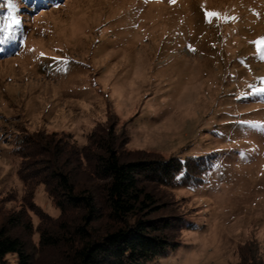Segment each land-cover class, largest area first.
Segmentation results:
<instances>
[{"label": "rangeland", "instance_id": "374dc122", "mask_svg": "<svg viewBox=\"0 0 264 264\" xmlns=\"http://www.w3.org/2000/svg\"><path fill=\"white\" fill-rule=\"evenodd\" d=\"M25 22L0 59V226L29 222L12 233L34 264H60L61 247L39 245L59 212L31 188L23 139L68 134L84 148L107 126L126 160L214 159L196 188L147 180L159 210L143 219L181 218L156 264H264V0H63Z\"/></svg>", "mask_w": 264, "mask_h": 264}, {"label": "trees", "instance_id": "16d2710c", "mask_svg": "<svg viewBox=\"0 0 264 264\" xmlns=\"http://www.w3.org/2000/svg\"><path fill=\"white\" fill-rule=\"evenodd\" d=\"M62 1L16 0L20 23L10 30L14 38L0 43V59L17 52L27 16L59 6ZM5 2L0 0V28L8 23L4 19ZM3 37L0 34V39ZM56 135L27 136L19 147L23 152L19 157L32 159L31 166H36L30 171L34 172L31 188L42 185L59 212L57 217H47L50 224L40 232L41 248L61 247L60 264H156L174 251L176 245L169 231L180 230L181 218L168 216L169 220L161 224L143 219L159 210L147 180L169 188H196L213 169L212 155L184 160L176 156L168 165L149 159L126 160L118 142L120 137L112 127L93 131L84 148H79L68 134ZM43 161L45 170L38 168ZM79 174L84 178L81 181ZM20 177L24 179L21 174ZM71 211L81 213L77 224L68 222ZM103 219L107 225L101 230L94 228ZM8 224L11 225L0 226V264H34L35 253L12 233L20 224L25 231L31 225L22 216L9 219ZM245 260L244 264H261L253 256Z\"/></svg>", "mask_w": 264, "mask_h": 264}, {"label": "snow or ice", "instance_id": "6c2138e0", "mask_svg": "<svg viewBox=\"0 0 264 264\" xmlns=\"http://www.w3.org/2000/svg\"><path fill=\"white\" fill-rule=\"evenodd\" d=\"M175 2V0H173ZM4 7L7 9V14L4 16V19L8 21V23L0 28V34H4L3 39H0V43H4L5 40L13 39L14 36L11 34L10 30L13 26L18 25L20 23L19 19L16 17V12L19 10L16 0H6ZM209 16L214 15L213 13H209ZM44 54L41 53V56Z\"/></svg>", "mask_w": 264, "mask_h": 264}]
</instances>
